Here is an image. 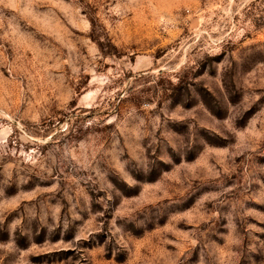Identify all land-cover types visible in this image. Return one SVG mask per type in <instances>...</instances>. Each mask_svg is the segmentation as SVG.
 I'll list each match as a JSON object with an SVG mask.
<instances>
[{"label": "rangeland", "instance_id": "rangeland-1", "mask_svg": "<svg viewBox=\"0 0 264 264\" xmlns=\"http://www.w3.org/2000/svg\"><path fill=\"white\" fill-rule=\"evenodd\" d=\"M0 264H264V0H0Z\"/></svg>", "mask_w": 264, "mask_h": 264}]
</instances>
